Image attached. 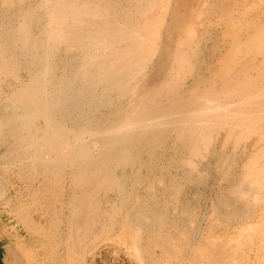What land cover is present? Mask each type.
Masks as SVG:
<instances>
[{"label":"bare ground","instance_id":"bare-ground-1","mask_svg":"<svg viewBox=\"0 0 264 264\" xmlns=\"http://www.w3.org/2000/svg\"><path fill=\"white\" fill-rule=\"evenodd\" d=\"M188 1L0 0V196L14 168L27 187L37 178L11 211L46 254L95 264L116 227L132 264H264V13L213 0L208 23L228 46L212 47L207 82L211 49ZM193 205L209 208L206 230L192 231ZM21 252L29 264L11 245L2 263Z\"/></svg>","mask_w":264,"mask_h":264},{"label":"rangeland","instance_id":"rangeland-1","mask_svg":"<svg viewBox=\"0 0 264 264\" xmlns=\"http://www.w3.org/2000/svg\"><path fill=\"white\" fill-rule=\"evenodd\" d=\"M181 2H182V0H172L171 6H170V11H173L177 7V4L179 5ZM212 2H213V0H189L188 5L185 6L186 8H188L187 9L188 15L190 14L191 17H196V20H195L196 21L195 22L196 23V30H198L197 31L198 33L202 34V42H204L203 44H205V46H206L205 55H206V52H208V50L211 49V53L207 57V64L203 65L201 67V70H200V71H202L203 75H205L204 77L207 78V82L211 78V77H209L211 72H213L217 68V59L220 56V52H219V53H216L214 57H212V55H213L212 47H214V48L216 47V49H220L221 46H225V47L228 46V42H226L225 39H224L225 42H224V40H222L221 33L217 34L216 31L212 30L214 28V26L210 25V23H208L209 21H212V19H213V15H211L212 11L210 8ZM250 2H254V5L251 9L246 10V15H245L246 17L256 18L262 12L264 13V5L259 3L257 0H218L217 5H220V8L225 12L227 10V8H230V9L235 8L237 10L239 8H243V6L245 4L250 3ZM180 11H183V8ZM181 32H182L181 26L175 27L174 31L171 34H169L170 42L168 43V45H170V46L173 45L174 42L178 39L179 34ZM166 34L167 33L164 32V34H162V35L165 36ZM206 42H208V43H206ZM223 50H225V49L223 48ZM204 57H206V56H204ZM20 77L25 80L28 78V74L24 70H21L20 71ZM5 80L6 79L4 77L1 78L2 89L0 90V115L4 114L5 107H4V104L2 103V100L4 99L5 94L8 92V86H7V84H5V82H6ZM14 81L15 80H11L10 83L13 84ZM7 145L9 146V144H7V143H0V152H3L7 148ZM206 168L207 169H205V170L207 171V173H210V174L214 173L213 167H206ZM211 168H213V169H211ZM15 170H17V169L14 168L13 171L9 172L10 175L8 174V175L4 176V179L8 180V182L11 184L9 185V183H8L6 189L3 190V193L0 196V253H1L2 258L4 259L6 256V247L8 245H11L13 247H17V246L21 247V250L23 252L24 251L29 252V254L32 257L31 259L29 258V260H30L29 264H68V261L65 257L64 251H63V248L61 249V247H59V248H57L58 250L56 249L53 252H50L48 255V254H46V248H48V247H46V245L49 243L47 239H43L40 236H36V235L27 236V235H25L24 232H21V231L17 235L16 231H17V229L20 228V225H18L19 223H18L17 219L15 220V218H14L15 216L13 215L11 208L14 207L13 204L16 206L18 201H22L26 198L27 199L29 198V196H30L29 193H32L35 189L34 187H36L37 182H35V181L37 178L35 177V180L32 182V184L30 182V185L27 187L24 184L25 182H22V180L20 179L21 177H19L18 175L13 173ZM12 173L14 176L12 175ZM26 188H28V189H26ZM186 189H188V188H186ZM30 190H31V192H30ZM188 191L191 192V194H190L191 196H198L196 189H194V187L191 189L189 188ZM192 191H194V192H192ZM214 191L216 192L215 189H207L205 192V195L209 196L210 194L214 193ZM112 193L113 192L106 193L107 194V195H105L106 199L108 198V200H109L110 198H112L113 197ZM26 194L29 196H27ZM63 194H64V196H63ZM103 194L104 193L102 192L100 194L101 198L99 197V199H101L102 201H103V198L105 197ZM192 194H194V195H192ZM59 195H60L59 196L60 202H64L67 199L66 189H64V187H63V189H61L59 191ZM7 199L9 200L8 203L5 202V201H7ZM107 206L104 205V207H102V210H103V208H105ZM191 208L192 209L196 208V209L192 210ZM191 208H190V210H191L190 212H192L191 225L194 224V225H192L194 229L191 228L192 226L190 225V228L192 229V231H196L197 229L198 230L199 229L200 230H203V229L206 230L209 227L210 223L208 222L206 215H205V217L202 215H204V212H206V211L208 212L209 208L207 206L203 207V205H202V207L200 206V208H198V206H196V205H193V207H191ZM174 211H175V213H173ZM178 212L179 211L176 209H170L168 216L170 215V217H171V214H172V217H173L175 214L174 217H176V215H177L179 218L181 217V219H184L185 218L184 216H186V217L188 216L187 214H180V212L179 213ZM193 212H195L194 215L196 218L193 216ZM31 214L35 220L39 219V217H38L39 214L36 213L34 210L31 211ZM193 217H194V219H193ZM201 217H202V219H201ZM189 218H185V220H189ZM42 220H44V221H41L42 223L46 222L45 219H42ZM193 220H194V223H193ZM196 220H198V221H196ZM204 220H205V222H204ZM198 225H200L199 228H197ZM215 225H213V227L210 226L212 229L215 230V232L220 231L224 227L223 225H220V224L219 225L217 224L216 226ZM195 226H196V228H195ZM113 228H114L113 229L114 232L112 231L110 233V235L109 234L103 235V236L99 235L100 240H98V241L101 242V241H104L105 239L107 240L109 236H110L109 239H111L114 236L115 241L118 243V245H113L114 246L113 247V250H114L113 253H112V251H113L112 249L111 250L108 249L106 252H103L99 257L96 258L97 260L95 261V264H132V261L130 259V255H129L130 254L129 252L131 250L130 247L125 242H122L121 239L119 238V236L116 234V227H113ZM97 229H99V228H97ZM101 236H102V238H101ZM59 237L61 238V240H62V238H65L64 235H62V236L59 235L58 238ZM114 238H113V240H114ZM118 240H120V242H122V243L118 242ZM63 241H64V239L62 240V242ZM41 244L43 247L41 246ZM119 245L120 246L123 245V246L120 247ZM32 252H34V253H32ZM157 252H159V251L157 250ZM44 253H45V255H44ZM28 257L26 258V253L24 256V253L21 252V258H20L21 264H27L28 263L27 262ZM173 261L175 262L174 259H171V263H174ZM171 263H169V264H171Z\"/></svg>","mask_w":264,"mask_h":264},{"label":"water","instance_id":"water-1","mask_svg":"<svg viewBox=\"0 0 264 264\" xmlns=\"http://www.w3.org/2000/svg\"><path fill=\"white\" fill-rule=\"evenodd\" d=\"M0 264H3V263H2V256H1V253H0Z\"/></svg>","mask_w":264,"mask_h":264}]
</instances>
